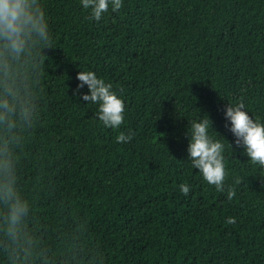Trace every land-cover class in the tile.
<instances>
[{"label": "trees", "instance_id": "16d2710c", "mask_svg": "<svg viewBox=\"0 0 264 264\" xmlns=\"http://www.w3.org/2000/svg\"><path fill=\"white\" fill-rule=\"evenodd\" d=\"M40 2L53 41L45 71L15 65L40 98L39 121L14 149L30 203L26 251L16 254L0 219V264H264V170L224 119L242 99L264 122V0H122L99 22L81 0ZM80 71L124 101L119 129L73 94ZM204 115L225 147L224 192L188 159L186 130Z\"/></svg>", "mask_w": 264, "mask_h": 264}, {"label": "clouds", "instance_id": "9594fccd", "mask_svg": "<svg viewBox=\"0 0 264 264\" xmlns=\"http://www.w3.org/2000/svg\"><path fill=\"white\" fill-rule=\"evenodd\" d=\"M85 10H90L92 20L99 22L109 11L118 12L122 0H81ZM52 36L40 0H0V219L6 226V236L16 246V254L23 249L21 224L29 213L30 203L17 190V164L19 161L14 149L20 144L21 133L33 130L40 119V98L33 96L24 80H18L15 65L23 61L31 64L42 74L48 57L45 49H52ZM42 78V77H41ZM74 95L98 105L97 118L105 128L119 129L125 119V104L113 90L93 71H80ZM88 88V94L82 89ZM242 101L228 104L224 109V119L231 127H225L234 136L236 147H243L244 154L253 166L264 170V122L253 118L245 110ZM213 122L208 115L193 121L186 130L189 140L187 152L193 169L198 170L203 180L215 187L217 192L225 191L228 176L225 162V147L213 139L209 130ZM214 130V129H213ZM219 135V134H218ZM134 133L120 132L116 143H129ZM231 149L232 144H229ZM235 184L242 183L237 178ZM183 195L188 196L190 186L179 185ZM236 195L235 188L227 189L231 201ZM227 224H234L235 218L229 217Z\"/></svg>", "mask_w": 264, "mask_h": 264}]
</instances>
